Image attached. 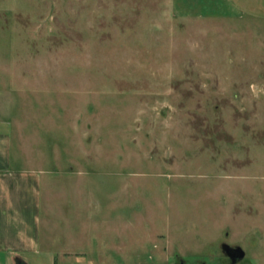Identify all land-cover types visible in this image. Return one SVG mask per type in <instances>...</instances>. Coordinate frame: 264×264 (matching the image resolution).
Wrapping results in <instances>:
<instances>
[{
  "label": "rangeland",
  "instance_id": "374dc122",
  "mask_svg": "<svg viewBox=\"0 0 264 264\" xmlns=\"http://www.w3.org/2000/svg\"><path fill=\"white\" fill-rule=\"evenodd\" d=\"M202 1L0 0L13 156L76 200L42 242L86 235L56 264H264V16Z\"/></svg>",
  "mask_w": 264,
  "mask_h": 264
},
{
  "label": "crops",
  "instance_id": "0c3cea01",
  "mask_svg": "<svg viewBox=\"0 0 264 264\" xmlns=\"http://www.w3.org/2000/svg\"><path fill=\"white\" fill-rule=\"evenodd\" d=\"M214 1H202L206 7L205 12L214 9L212 6ZM218 7L227 14L249 13L264 16V0H219ZM9 126V120L0 115V252L5 254L6 260L11 264H56L57 253L83 251L86 235L81 229L69 234L64 232L61 235L66 236L67 247L57 245L58 248L53 249L51 244H54L56 235L51 232L53 225L49 226L47 223V241L42 242V204L44 203L53 213L56 206L59 207L61 204L65 205L68 211L75 210L77 207L72 206H75L76 200L72 198L55 200L51 197L50 194L56 193L52 187L53 180L59 179V176L57 178L54 175L57 171L53 168L31 163L34 157L31 154L25 158L27 163H23L20 154L16 158L13 156V139ZM69 219L76 220L71 217L67 220ZM107 233L100 231L98 234L89 235L90 242L93 246L99 245L100 248L106 245L118 248L120 246L116 241L118 232L114 231V235L112 232ZM126 235L127 233H120V242ZM106 236L112 242L111 245L103 244ZM60 261L61 264L64 263L62 258Z\"/></svg>",
  "mask_w": 264,
  "mask_h": 264
},
{
  "label": "water",
  "instance_id": "95a60500",
  "mask_svg": "<svg viewBox=\"0 0 264 264\" xmlns=\"http://www.w3.org/2000/svg\"><path fill=\"white\" fill-rule=\"evenodd\" d=\"M222 247L225 249L227 254L232 257V259H236L238 257H242L244 254V250L240 246H231L228 243H223ZM182 264V261H181Z\"/></svg>",
  "mask_w": 264,
  "mask_h": 264
}]
</instances>
